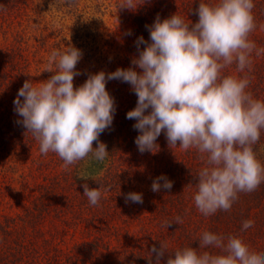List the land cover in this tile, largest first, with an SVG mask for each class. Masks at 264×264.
Returning a JSON list of instances; mask_svg holds the SVG:
<instances>
[{"label":"clouds","instance_id":"9594fccd","mask_svg":"<svg viewBox=\"0 0 264 264\" xmlns=\"http://www.w3.org/2000/svg\"><path fill=\"white\" fill-rule=\"evenodd\" d=\"M138 5L122 0L119 7ZM254 8V0H199L195 23L177 12L163 20L157 15L146 26L150 42L143 36L136 41L139 54L132 58L133 66L89 74L78 87H74V77L80 75L76 65L81 50L71 43L53 49L42 70L53 73L50 78L25 80L18 91L13 102L21 117L17 122L38 141L40 153L56 154L66 171L89 156L102 162L109 152L99 137L111 127L116 111L106 83H129L137 103L127 118L136 121L138 150L155 153L162 132L171 148L194 149L204 161L195 176L192 199L196 209L205 217L230 211L238 193H251L264 183V163L254 150L264 131V99L247 90L253 53L264 54V48H257L249 38L256 28ZM232 65L235 71L226 73ZM151 188L170 190L172 181L162 174ZM83 195L90 205L99 206L100 187L85 183ZM129 201L142 203V194H126L125 202ZM174 221L183 223L179 216ZM253 224L251 219L243 221L241 231ZM198 241L199 247L171 250L166 264H264V252L252 251L239 235L205 230ZM168 250L162 241L159 249L153 246L149 264L151 253L159 264Z\"/></svg>","mask_w":264,"mask_h":264},{"label":"rangeland","instance_id":"374dc122","mask_svg":"<svg viewBox=\"0 0 264 264\" xmlns=\"http://www.w3.org/2000/svg\"><path fill=\"white\" fill-rule=\"evenodd\" d=\"M12 2L8 3V9L15 8L12 7ZM26 2L20 5V13L15 11L10 13L11 16L3 17V21L0 19V48L7 51L20 43L27 60V65L18 72L8 68V76H5L3 83L0 82V221L6 216L23 214L34 202L38 185L45 183L42 178L47 172L41 171L37 163L40 151L19 145L12 137L13 132L9 133L8 122L15 118L21 120L13 102L25 80L39 82L53 74L47 70L42 71L47 66L50 52L69 43L81 50L82 58L76 65L80 75L74 77V87H78L89 74L101 70L107 74L118 67L126 69L131 64L132 58L139 53L137 39L143 36L147 40L150 37L149 30L140 33L141 28L135 17L144 16L150 26L157 15L163 20L177 12L195 23L199 5V0H134L139 5L135 9H128L119 7L122 0ZM14 15L17 18L14 19ZM255 22L256 28L249 38L257 48H262L260 42L264 41V15L257 17ZM143 48L144 44H141L140 49ZM263 56L261 54L257 57L253 53L252 70L248 72L250 85L247 90L258 99H264V91L257 93L256 87L251 85L253 77H256V67L264 75V61L261 60ZM5 63L8 65L9 59ZM234 71L235 65L225 70L226 73ZM106 88L110 95L116 97L113 122H123L125 108L129 107L128 112L132 105L130 99L125 100L124 82L109 80ZM122 128L124 135L117 142L125 145V149L118 148L120 154L111 160L122 169L125 177L123 193H141L143 202H125L122 208L117 203L114 208L104 210V201L100 200L99 206L88 205L84 210H76L70 214L60 212L63 205L60 200L52 201L51 211L43 216L39 227L42 235L31 238L30 246L36 244L33 253L38 255L40 264H51L44 259L43 251L49 257L67 259V264H149L150 250L153 246L159 249L161 241L169 250L165 251L159 264H166L171 250L190 246L196 238L198 226L208 219L198 212L192 199L197 181L190 176V171L198 172L204 166L198 153L190 149L195 152L189 154L178 146L171 148L163 133L158 151L141 153L138 149L134 150L136 147L133 144L128 146L127 138L131 136V132H127L125 125ZM137 133L139 134L138 131ZM185 159L188 162L186 170L176 178L175 166L178 161ZM56 167L65 172L63 161L62 165L58 163ZM56 174L54 175L59 176ZM162 174L172 181V188L152 191L153 180ZM49 175L51 177L53 173ZM106 202L116 203V200ZM112 203L110 205L113 207ZM112 209L114 211L110 215L109 211ZM261 211L263 210L251 218L254 224L247 230L241 231L243 223L240 228L233 225L228 227L231 230L237 229L235 235L241 236L255 252L264 251V212ZM167 213L172 215L169 219L172 222L168 228L164 225L163 229L160 223L166 222ZM177 216L183 219L182 224L174 221ZM88 241H96L99 249L90 253L85 244ZM151 258L152 264H156L155 253H151Z\"/></svg>","mask_w":264,"mask_h":264},{"label":"trees","instance_id":"16d2710c","mask_svg":"<svg viewBox=\"0 0 264 264\" xmlns=\"http://www.w3.org/2000/svg\"><path fill=\"white\" fill-rule=\"evenodd\" d=\"M9 2L13 3L12 7H15L14 9H8ZM24 2H26V0H0L1 21H3V17H7L8 15L11 16L12 14L10 13H13L15 11H17V14L20 13V5ZM29 2L30 0H27L26 4ZM254 4L255 8L253 9V15L256 21L257 17H262L264 15V0H254ZM15 18H17V16L14 15V19ZM197 20L198 15L196 16L194 22H196ZM135 21L138 24V27L140 26L141 28L140 33L146 32L148 30V28L146 27L148 26L147 19L144 16L135 17ZM148 35H150L149 31ZM146 41H150V37L147 38ZM260 43L261 47L264 48V41ZM138 54L136 56H138ZM24 57L25 55L22 51L20 43L16 46L8 48L7 51L0 48L1 83L4 82L8 68L11 67L18 72L19 69L27 65V60ZM8 59L9 64L7 65V63L5 62ZM261 60L264 61V56ZM130 66L133 65L130 64L129 66H126V68ZM137 71L140 70L137 69ZM254 74L256 75V77H253L254 82H252L251 87L255 86L257 89L256 92L260 93L264 91V75L258 67L255 68ZM124 85L126 87L125 90H123L125 100H127V98L130 99V104H132L131 109H133L137 103V96L132 90L129 83L124 82ZM115 98L116 97H114V99ZM128 108H125L126 110H124L125 112L123 113L124 121L121 122L119 120L118 122H112L111 127L105 130L106 134L103 132L99 137V141L106 144L107 151L109 152L106 159L102 162L96 161L92 159L91 156H89V158H87L86 160L80 161L77 164L70 166L69 170L61 172L57 169L56 166L58 165V163L62 165V160L56 154L49 152L47 155H44L39 152L38 157L40 158V160H37V163L39 164L38 168L41 169V171L47 172L46 174H43L42 178V181H45V183L38 185L34 202L32 203V205H29V207L23 214H18L17 216H6L3 221H0V264H31L33 262V264H40L38 255L35 256L33 253V251L36 249V244L33 247L30 246V244L32 243L31 238L37 235H42L39 227L42 224L43 216L50 213L51 202L56 199L60 200L61 203H63L62 208L60 209L61 213L65 212L71 214L76 210H84V208L90 205L87 198L83 195V185L85 183H87L90 188H101V200L104 201L103 206H105L106 208L105 209L103 207L104 210L114 208L115 204L117 203L122 205L121 208L123 207L125 203V198L123 200V197L125 195L123 191L126 180L122 175V169L119 168L117 164H114V160H111V158H115L118 154H120V150L125 149V145L117 142L118 138H121L120 136L124 135V130L122 128L123 125H125V129L127 130V132H131V136L127 138L128 146L133 144V146L136 147L134 148V150L138 149L137 145L135 144V138L138 135V130L133 127L136 121L134 119L130 120L127 118ZM19 120L20 119L15 118L12 121L8 122L10 125L9 133L11 131L13 132L12 137L15 138L19 145H23V147L29 146L32 147L33 150H39L38 141L34 139L30 132H27V130L21 123L17 122ZM5 124L6 122H4V125ZM263 132L264 131H262L261 133L260 141L254 146V150L257 153L258 159H260L262 163H264ZM161 134L156 141L158 147L159 143L162 144ZM116 135H118V137ZM93 146L96 147V142H94ZM186 152L192 154L195 151L187 150ZM187 164L188 162L186 159L185 161H178L175 166L176 178L179 177L180 173H183V170H186ZM43 165H46V167H43ZM49 168H51L52 170ZM51 173H53V175L50 177L49 174ZM197 173L198 172L190 171V176L192 178H195ZM54 174L59 176H55ZM81 175H88L90 177L84 179L79 177ZM112 199H115L116 203L106 202L107 200ZM110 203L113 204V207L110 205ZM260 210H263L261 212H264V183H261V185L251 193H238V199L233 203L230 211H218L216 214L209 216L207 220H204L202 224L198 226L196 238H194V241L190 244V246L199 247L198 238L200 234L205 230H209L217 234H222L224 236L235 235V231L237 229L231 230L228 229V227L233 225L240 228L243 221L251 219L253 216L255 217ZM113 211V209L112 211L110 210L109 212L111 213L109 214H113ZM171 216V214L167 213L165 217L166 222L169 221ZM166 222L160 223L163 229ZM105 243L106 242H104V244ZM85 244L86 246H88L87 250L90 253H93L99 249L96 241H88L85 242ZM43 253L44 259L48 263L67 264V259H63L59 256L49 257L44 251Z\"/></svg>","mask_w":264,"mask_h":264}]
</instances>
